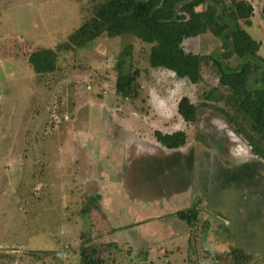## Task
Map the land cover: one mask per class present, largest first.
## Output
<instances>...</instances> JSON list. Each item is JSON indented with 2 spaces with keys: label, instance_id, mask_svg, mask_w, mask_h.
<instances>
[{
  "label": "rangeland",
  "instance_id": "obj_1",
  "mask_svg": "<svg viewBox=\"0 0 264 264\" xmlns=\"http://www.w3.org/2000/svg\"><path fill=\"white\" fill-rule=\"evenodd\" d=\"M94 1L0 0V264H79L85 244L98 246L99 264H229L226 251L236 245L252 254L250 264H264V169L250 164L246 141L218 112L223 101L206 96L218 84L211 58L194 84L149 67L148 46L132 41L134 99L115 92L121 37L60 48L53 72L32 70L27 55L64 42ZM263 1L241 0L252 8L244 26L262 57ZM183 47L205 56L222 50L208 34ZM181 96L207 104L193 124L177 114ZM178 129L187 136L181 152L196 156L190 174L155 147L154 130ZM94 194L101 198L88 203ZM194 202L190 230L174 212ZM132 213L149 223L130 227Z\"/></svg>",
  "mask_w": 264,
  "mask_h": 264
},
{
  "label": "trees",
  "instance_id": "obj_2",
  "mask_svg": "<svg viewBox=\"0 0 264 264\" xmlns=\"http://www.w3.org/2000/svg\"><path fill=\"white\" fill-rule=\"evenodd\" d=\"M251 9L249 6L246 10L241 0H95L91 4L90 16L64 42L54 48L36 49L26 58L36 74L51 73L56 69L60 48L73 50L103 36L121 37L122 48L112 67L114 87L117 94L129 99L136 98L140 92V69L132 62V41L148 46L146 60L149 67L170 70L177 77L187 78L194 84L201 79L202 63L211 58L218 74V84L206 96L223 101L224 106L218 108V112L246 141L249 152L255 157L249 161L250 164L261 170L264 169V57L258 54L261 42L253 38L244 26L251 23L248 17ZM260 12L264 15V1ZM207 34L220 40L221 51L205 56L184 49L185 39ZM232 56L240 59L234 67L227 63ZM218 88L223 91L216 93ZM202 106L207 104L195 103L187 96H181L177 100L176 111L186 124H193L203 110ZM153 138L159 145L156 148L168 150L170 157L181 160V165L186 166L190 174L196 156L190 151L183 153L180 150L187 141L184 129L171 132L154 130ZM250 174L251 177L256 175L254 169ZM182 188L189 187L186 184ZM98 196H88V203ZM198 206L194 202L177 209L174 215L193 230L198 222ZM133 217L130 227L134 223L141 227L149 223ZM188 244L192 249L190 240ZM97 247L80 245L79 264H99ZM225 255L229 264H250L252 259V254L239 245L231 246ZM220 257L215 256L216 259ZM215 258L212 259L215 261Z\"/></svg>",
  "mask_w": 264,
  "mask_h": 264
},
{
  "label": "crops",
  "instance_id": "obj_3",
  "mask_svg": "<svg viewBox=\"0 0 264 264\" xmlns=\"http://www.w3.org/2000/svg\"><path fill=\"white\" fill-rule=\"evenodd\" d=\"M105 161H106V159H105ZM103 170H104V166H103ZM100 187H102V185H101ZM121 188H122V187H121ZM122 189H123V188H122ZM94 195H95V194H94ZM90 196H91V195H90ZM134 215H136V213L129 214V216H132V218H130V219H134V217H133ZM129 216H128V217H129ZM136 216H137V215H136ZM137 218H138V217H137ZM126 227H128V225H127ZM126 227H125L124 224H122L121 227L119 228V230L122 231V230H124Z\"/></svg>",
  "mask_w": 264,
  "mask_h": 264
}]
</instances>
